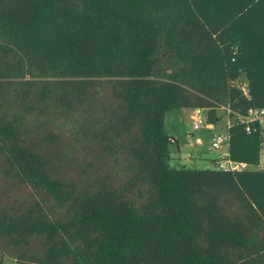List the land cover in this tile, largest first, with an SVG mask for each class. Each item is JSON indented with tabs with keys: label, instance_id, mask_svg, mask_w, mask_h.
Returning <instances> with one entry per match:
<instances>
[{
	"label": "trees",
	"instance_id": "16d2710c",
	"mask_svg": "<svg viewBox=\"0 0 264 264\" xmlns=\"http://www.w3.org/2000/svg\"><path fill=\"white\" fill-rule=\"evenodd\" d=\"M172 108L249 168L170 166ZM253 109L264 0H0V264H264Z\"/></svg>",
	"mask_w": 264,
	"mask_h": 264
},
{
	"label": "rangeland",
	"instance_id": "374dc122",
	"mask_svg": "<svg viewBox=\"0 0 264 264\" xmlns=\"http://www.w3.org/2000/svg\"><path fill=\"white\" fill-rule=\"evenodd\" d=\"M204 119L202 112L197 115L194 110L186 108H172L165 113L164 134L173 137L175 142L167 145L170 166H182L193 168H211L215 165L214 153L208 151L210 139L215 132H224L225 126L231 123V119L222 110L216 111L219 120L216 123L204 122L196 131L192 129V117ZM264 151L261 152L260 166L264 168ZM240 167V166H239ZM249 168V166H245ZM250 168H256L250 166ZM4 264H15L9 257H4Z\"/></svg>",
	"mask_w": 264,
	"mask_h": 264
},
{
	"label": "built area",
	"instance_id": "2783aa9c",
	"mask_svg": "<svg viewBox=\"0 0 264 264\" xmlns=\"http://www.w3.org/2000/svg\"><path fill=\"white\" fill-rule=\"evenodd\" d=\"M195 114L202 112L199 109H195ZM238 123L244 124V130L246 133L258 132L261 138V146L264 149V109H253L249 111L247 115H236ZM205 122V119L199 117H192V129L198 130L200 126ZM252 124H256V127ZM229 124L225 126L224 132H215L212 134L208 151L214 153L215 164L220 168L238 169L248 166L242 163L230 162L227 158V145H228V133L227 128ZM240 166V167H239Z\"/></svg>",
	"mask_w": 264,
	"mask_h": 264
},
{
	"label": "crops",
	"instance_id": "0c3cea01",
	"mask_svg": "<svg viewBox=\"0 0 264 264\" xmlns=\"http://www.w3.org/2000/svg\"><path fill=\"white\" fill-rule=\"evenodd\" d=\"M170 138V142H175L176 143V140H175V138H173V137H169ZM213 160H214V157H213Z\"/></svg>",
	"mask_w": 264,
	"mask_h": 264
}]
</instances>
